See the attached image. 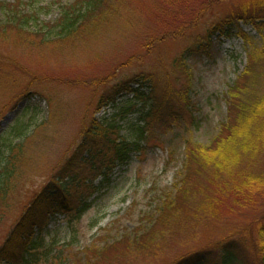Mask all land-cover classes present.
Instances as JSON below:
<instances>
[{
	"label": "rangeland",
	"instance_id": "obj_1",
	"mask_svg": "<svg viewBox=\"0 0 264 264\" xmlns=\"http://www.w3.org/2000/svg\"><path fill=\"white\" fill-rule=\"evenodd\" d=\"M19 1L22 11H38V20L20 30L6 22L5 9L0 10V21L7 23L0 25V135L6 138L12 123L18 121L23 122L24 137L19 172L0 205V243L51 170H60L58 166L71 151L83 118H111L120 106L130 105L127 99L132 94L123 93L116 108L96 109L99 97L128 78L150 73L154 75L158 99L167 86L180 90L187 82L186 74L171 62L204 37L212 24L235 5L234 0L210 3V0H107L106 12L86 21L71 37L55 40L52 33V40L41 43V34L49 35L46 26L41 27L59 16L58 3L73 0ZM238 24L247 34L246 39L238 35L237 28L228 37L212 35L207 52L196 53L186 60L191 71L189 87L195 104V124L184 113L181 125L191 133L195 143L215 144L220 137V122L235 115L236 108L232 114L227 112V97L236 105L247 96L238 92L246 84L245 79H240L229 96L228 89L248 62L249 53L260 47L264 31L260 34L242 21ZM155 35L158 40L151 43ZM253 68L249 84L260 95L264 93V62ZM130 85L137 84L131 81ZM137 115L136 111L128 112L117 121L118 133L134 136L127 125ZM173 130L178 132L180 126L175 125ZM151 143L140 152L132 151L126 163L112 168L108 186L90 196L101 194L82 215L78 235L72 242L63 228V215L48 225L45 242L50 232L57 231L61 251L65 255L77 253L76 259L84 261L83 249L87 248L89 255L92 253L89 247L101 246L104 238L119 237L123 232L131 234L146 224V219L153 218L164 192L176 194L178 202L188 204L190 213H197L191 214L192 225L185 229L170 222L168 230L157 233L161 245L155 250L134 253L118 262L100 258L98 264H173L188 253L200 254L201 250L213 248L226 236L232 239L247 236L250 223L254 230V218L264 209V149L255 157L250 151H240L232 170L221 175L230 188L236 187L240 193L236 196L233 191H218L211 184L203 189L199 176L196 178L199 183L191 176V188L182 192L179 187L185 171L181 169L184 154L179 139L174 141L176 159L169 163L168 144ZM100 171L92 177L94 184L101 178ZM247 175L261 177L262 186L252 184V180L251 184L243 181ZM216 201L214 211H210ZM207 255L206 260L212 263L214 258L210 252ZM193 264H202V260Z\"/></svg>",
	"mask_w": 264,
	"mask_h": 264
},
{
	"label": "trees",
	"instance_id": "obj_2",
	"mask_svg": "<svg viewBox=\"0 0 264 264\" xmlns=\"http://www.w3.org/2000/svg\"><path fill=\"white\" fill-rule=\"evenodd\" d=\"M106 3L107 0H73L68 4L58 3L59 16L52 23L42 25L41 28L46 26L49 35L41 34L43 37L40 42L52 40V33L56 35L53 37L55 40L71 37L85 25L86 21L105 13ZM233 3L235 4L233 9L212 24V28L204 37L198 39L193 46L185 49L184 53L171 62L172 66L180 67L186 74L187 82L180 90L167 86L158 99L154 90V75L150 73L128 78L127 81H122L99 97L96 109L100 106L116 108L121 102L123 93L132 94L127 99L130 105L120 106L111 118L109 116L105 118L90 116L87 120L86 116L85 119L83 118L79 134L71 143V151L62 158L64 161L58 166L60 170H51L46 182L24 205L20 216L1 241L0 264H80L81 262L98 264L100 258L107 262H118L119 259L127 258L134 253L155 250L161 245L157 233L168 230L170 222L178 228L187 229L191 226L192 215L197 213H190L188 204L182 200L178 202L176 194L164 192L159 198L155 208L156 215L151 218L152 220L146 219L147 223L131 234L123 232L119 237L104 238L101 246L89 247L92 252L89 255L88 249H83L84 261L76 259L77 253L65 255L61 251L57 231L50 232L48 241L44 240V234L47 235L49 232L47 225L51 220H58L59 215L63 214V228L71 237L69 242H72L78 235V224L82 215L101 194L93 198L90 196L108 186L114 166L126 163L132 151L140 152L151 143V140L156 142L151 145L168 144L167 163L176 159L174 141L179 139L182 144L184 156L181 160V169L185 171L180 182L182 185L179 187L182 192L191 188L193 183L190 182L191 176L195 179L199 176L203 189L211 184L214 189L223 193L233 191L236 196L240 194L234 185L230 188L225 176L221 175L225 173L228 175L232 170L240 157V151L248 153L250 151L255 157L264 149L259 147L264 145V93L257 95L258 92L252 88L253 85L249 84L250 78L254 76L253 66L264 62V39L258 49L249 53L248 62L228 89L229 96L230 90L235 89L240 79H245L246 84L238 92L241 94L244 92L247 96L242 97L244 99L236 105L232 103L230 96L229 99L227 97L228 114L234 113L235 108L236 111L233 121L226 119L220 122V137L218 136L216 143L201 145L193 142L191 133L181 125L184 113H188L190 122L195 124L193 122L195 104L191 101L189 87L191 71L186 60L196 53L207 52L212 35L227 37L233 33V28H237L238 35L246 39L248 36L242 31L239 21L250 24L260 34L264 31V0H234ZM20 5L19 0L14 3L0 0V10L5 9L7 15L6 22L22 30V27L37 22L38 11L27 13L21 10ZM6 22L0 21V25H6ZM181 31L179 30L178 33ZM156 40L158 37L155 35L151 37L150 42ZM130 80L137 85L131 86ZM143 86H147L146 89H142ZM174 104L178 107L176 108ZM135 111L138 113L137 117L127 125L134 136L119 134L117 121L126 117L128 112ZM17 122L12 123L11 131L6 132V138L0 135V144L3 146L2 149L0 145V205L14 186V179L19 172L18 160L23 155V122ZM175 125L180 126L178 132L173 130ZM99 171L101 178L97 184H94L92 177ZM242 180L248 184H251L252 180V184L255 182L256 185L262 186L261 177L255 179L247 175V178L243 176ZM196 181L199 183L198 179ZM243 184L246 185L245 182ZM204 198L205 195L203 201ZM217 202L210 211H214ZM254 219V230L251 229L250 223L247 227L250 233L247 229L245 231L248 233L247 236L233 239L226 236L219 240V243H215L213 248L201 250L200 254L188 253L173 264H193L200 260L202 264H264V209ZM209 252L214 258L212 263L209 262L210 259L206 260Z\"/></svg>",
	"mask_w": 264,
	"mask_h": 264
}]
</instances>
